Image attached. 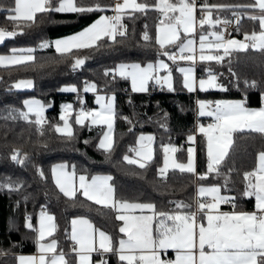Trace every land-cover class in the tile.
<instances>
[{
    "label": "trees",
    "instance_id": "1",
    "mask_svg": "<svg viewBox=\"0 0 264 264\" xmlns=\"http://www.w3.org/2000/svg\"><path fill=\"white\" fill-rule=\"evenodd\" d=\"M95 2L97 0H78L83 5ZM98 2L113 4V0ZM147 2L151 4L153 0ZM204 2L199 0V6ZM206 2L247 5L253 0ZM12 3L13 0H0V28L10 27L13 30L12 23L7 19L10 14L7 9ZM57 3L58 0H53V6ZM255 10L234 8L218 13L213 11L212 18L226 21L236 14L239 24L233 35L241 38L244 33L260 31L259 22L248 18V13ZM112 14V11L45 12L37 15L34 24L23 27L20 34L0 42V54L32 47L35 57L34 62L22 66H0V184L11 183L14 189L0 187V264H16L17 254L34 251L36 222L41 209L54 217L56 227L51 237L57 241L58 251L67 253L66 259L72 264H75V253L71 252L70 220L74 217L89 219L94 228L111 236L114 247H117L123 235L119 232L121 221L116 219L117 210L88 200L80 191L74 198L65 196L52 175L53 164L59 162L66 163L71 170L74 166L75 174L111 176L110 184L115 190V199L152 203L156 211L171 212L177 201L194 205L197 187L206 185L220 186L221 195L234 198L232 202L236 205L235 210H252L254 207L253 197L244 194L248 183L244 173L255 168L258 153L264 151V134L250 130L232 133L234 147L220 166V175L211 173L204 180L198 179L199 175L207 172L208 163L206 137L199 132V126L209 116H198L196 99L240 100L245 101L248 108H260L264 94V51L249 47L246 51L232 52L223 63L199 61L195 71L208 73L210 69L217 76V87L187 91L176 71V63L181 62L178 60L170 63L173 90L165 87L156 90V85L150 83L147 91L133 92L128 79L117 75L113 79L112 75L106 76L104 73L115 69L119 62L145 63L159 58L160 49L155 43L160 19L158 11L125 15L122 23L126 26L127 34L117 36L115 42L104 37L96 46L73 50L71 54L58 53L50 43L56 38L76 35L93 25L100 16ZM223 29V24L215 27L204 25L203 32H222ZM145 31L152 37L150 41L142 38ZM200 34L201 29L197 26L196 36ZM45 41L50 46L41 48L40 43ZM76 58L84 59L85 62L73 68ZM199 77L208 78V75ZM22 78L32 80L31 89L13 88V83ZM245 81H256L257 86L250 87ZM87 82L95 84L98 93L113 92L115 95L114 147L110 153L102 150L98 144L104 125L92 124L90 119L85 120L83 125L75 123L79 109L95 106L94 93L82 91ZM66 86H73L77 90L63 92L62 88ZM29 95L41 97L48 103L43 116L46 122L42 129L34 123L35 115L29 114L27 120L21 115L25 112L23 98ZM65 103L71 105L68 113V120L73 126L71 138L55 131L56 124L61 122V107ZM196 123L198 127L195 130ZM144 135L154 138L153 159L146 168L140 169L127 164L123 156L128 154L135 157V153L129 150L136 148L139 138ZM189 135L195 137L194 141L188 140ZM183 140L186 142L182 143ZM189 145L195 149V173H182L170 168L166 176L161 177L158 169L163 166L164 146L178 149L172 155L175 160H182L187 155ZM14 149L20 150L21 158L27 154L23 163L11 159ZM38 170H42L44 175L41 176ZM222 206L227 209L224 203ZM28 217H31L32 229L26 226ZM93 261L126 264L119 260L117 254L103 251L96 252Z\"/></svg>",
    "mask_w": 264,
    "mask_h": 264
},
{
    "label": "snow or ice",
    "instance_id": "2",
    "mask_svg": "<svg viewBox=\"0 0 264 264\" xmlns=\"http://www.w3.org/2000/svg\"><path fill=\"white\" fill-rule=\"evenodd\" d=\"M244 8L258 9V15H249L248 18L259 22L260 31L244 33V39H226L221 32H203L204 25L215 27L218 24H227L229 21L213 19V11L217 13L225 9ZM146 13L148 10H156L160 14L159 23L156 28L155 43L159 46L158 57H167L169 60L187 61L195 64L197 61L196 41L192 38L197 26L201 29L199 36V61H215L223 63L226 57H230L234 51H246L249 47L264 51V0H253L247 5H224L208 4L205 0L199 6L201 17L196 18L197 0H153L150 4L147 0H114L112 5H103L95 2L90 5L78 3V0H58L53 6V0H13L12 6L7 9L10 13L7 19L12 23L13 30L0 28V42L20 34L23 27L30 26L36 22L37 15L45 12H108L111 16L102 15L90 27L82 32L54 41L55 49L61 54H71L73 50L88 49L97 45L104 37L113 42L117 36L127 34L126 26L122 23L125 15L131 12ZM239 19L237 20V25ZM147 27V26H145ZM19 30V31H18ZM209 36L213 37L209 39ZM150 41L152 37L145 31L142 37ZM48 42L41 43L40 47H49ZM174 48L178 51H169ZM33 49H13L12 55L0 56V66H22L34 62ZM19 53V54H17ZM84 59L76 58L73 68L84 64ZM230 63V60H229ZM167 75H160L161 72ZM183 73L184 87L189 91L195 89L196 81L193 76V68H179ZM231 72V68H229ZM106 76L116 75L121 78L130 79L134 92L147 91L149 81H155L158 85H167L173 90L172 69L163 59L155 62H148L145 65L140 63H121L113 70H106ZM234 75V73H233ZM217 76L208 70V79L199 81L201 90L205 85L217 87ZM250 87H256V81H245ZM16 88H30L33 86L31 80H21L14 85ZM222 87V86H220ZM77 89L64 88L62 91H73ZM226 90V89H225ZM85 91H96V85L91 84L85 87ZM97 97V103L101 111L86 112L82 108L77 114L75 123L83 125L85 120L91 118L92 124L106 125L108 131L103 134L99 147L105 152L113 150L114 143L111 137L113 127V106L114 97ZM27 112H22L24 119L34 113V123L42 129L45 124L43 117L44 105L38 100L24 101ZM200 115H208L214 118V122L207 127L200 125L199 132L206 137L207 172L197 178L204 180L211 173L220 175V166L229 156L230 150L234 147L232 133L236 131L250 130L264 134V94H262V106L258 109L246 107L245 101H198ZM71 108V105L66 106ZM210 109V110H209ZM15 111V110H14ZM60 120L64 126H56L55 131L69 138L73 136L71 125L68 121V114H62ZM32 122V121H30ZM153 137L141 136L138 147L130 149L135 153V158L128 154L123 160L129 165H136L140 169L146 168L153 159L152 142ZM193 135L188 136L189 141H194ZM87 143V141H86ZM178 149L164 146L163 166L158 169L161 177L166 176L171 168L184 173H195V150L188 149L187 163L177 162L169 156ZM13 161L23 163L27 154L19 149H14L11 156ZM67 165H57L52 169L55 183L59 190L67 197L74 198L77 191H80L88 200L98 205L111 207L122 213L116 219L122 222L119 232L126 238L118 241V247H114L112 237L104 231L94 228L92 222L84 217L75 218L71 221V239L74 245L71 249L78 257V264H91L90 254L102 250L104 253L112 252L118 254V258L126 264H264V151H260L257 157L256 167L244 173L248 182L245 195L255 197V208L253 212L237 211L233 204L232 212L220 211V205L231 203L234 198L220 194V186H198L197 195L194 198L195 204H186L183 201L174 202L176 207L173 211H156L152 203H137L128 200L115 199V190L109 183L112 180L108 175L92 176L90 180L84 175L79 176L78 186L75 182V168L67 171ZM41 176L42 170H38ZM0 187L13 189V185L0 184ZM210 197L211 199H207ZM136 210L143 212L147 210L152 215H135ZM27 227L33 228L31 217L27 218ZM54 217L45 211L40 213V225L38 231L39 255L18 257L19 264H72L66 259L68 255L57 249V241L52 239L49 243H41L45 236L51 237L55 231ZM155 223V229L153 224ZM98 233V247H97ZM175 250V259L165 260L161 257V250ZM100 264H107L101 261Z\"/></svg>",
    "mask_w": 264,
    "mask_h": 264
},
{
    "label": "rangeland",
    "instance_id": "3",
    "mask_svg": "<svg viewBox=\"0 0 264 264\" xmlns=\"http://www.w3.org/2000/svg\"><path fill=\"white\" fill-rule=\"evenodd\" d=\"M258 14H259V12L256 13V15H258ZM221 33H222V32H221ZM195 36H196V32H195V33L193 34V36H191V37L194 38ZM199 36H200V35H199ZM69 37H70V36H69ZM66 38H68V37H60V38H56V40H58V39H66ZM209 38H213V37L209 36ZM228 38H229V37H228ZM234 39L243 41L244 36L242 37V39L239 38V37H237V36H235ZM56 40H55V41H56ZM42 43H43V42H42ZM48 43H49V42H48ZM50 43H51L52 46L54 45V44L52 43V41H51ZM40 45H41V43H40ZM53 47L55 48V46H53ZM29 48L32 49V47H25V48H18L17 50H19V49H29ZM197 50H198V49H197ZM12 54H13V53H6V54H0V56H10V55H12ZM17 54H19V53H17ZM157 59H158V58H157ZM157 59H155V60H153V61H148V62H155ZM159 59H163L166 63L169 64V67L171 68V64H170V63H172L171 60H169L167 57H159ZM148 62H145V63H140V62H119L117 65H119V64H121V63H125V64L140 63L141 65H145V64H147ZM117 65H116V66H117ZM175 67H176V71H177V72L180 74V76H181V80H182V85H183V87H184V84H183V79H184V77H183V73H181V72L179 71V68H189V67L193 68V76H194V78H195L196 85H195V89H194L193 91H191V92L196 91L197 88L200 89V87H199V81H200L201 79H203V80H207V79H208V78H204V77H199V78H197V76H196V71H195V70H196V69H195V66H194V64H192L191 62H187V61L177 62ZM115 68H116V67H115ZM160 75H167V73L162 71V72L160 73ZM117 76H119V75H117ZM21 80H31V79H29V78H22V79L17 80L16 82L13 83V88H14V89H17V90H23V89H31V88H32V87H30V88H23V87H21V88H16L14 85H15L17 82L21 81ZM128 80H129V86H130V89H131V91H133V90H132V85H131V80H130V79H128ZM31 81H32V80H31ZM150 83H153L154 85H157V84L155 83V81H149V82H148V85H147V89H148ZM172 84H173V86H174L173 73H172ZM163 87L168 88L167 85H163ZM184 88L187 89V90L189 91L188 88H186V87H184ZM207 88H209V86L206 84V85H205V89H207ZM63 92H70V91H63ZM94 92H96V91H94ZM94 92H93V93H94ZM133 92H134V91H133ZM96 93H98V92H96ZM98 94H99V93H98ZM103 97L106 98V100L103 101V103H106V102H107V98H112V97H114V100L112 101V106H113V113L115 114V95H114V93H113V92H110V93H104V94H103ZM26 100H38V101H40V102L44 105V112H43V116H44V113H45V111H46V109H47V107H48V103H46L41 97H38V96H34V95L26 96V97L23 98V109H24L25 112L28 111L27 107H26L25 104H24V101H26ZM207 100H208V99H205V98H198V99H196V110H197V114H198V116H207V117H208V115H200V108H199V104H198V101H206V102H207ZM220 100H221V101H229V100H226V99H220ZM96 101H97V96H96ZM68 105H70V104L65 103V104L62 105V107H61L60 117H61L62 114H68V113L71 111V108H67V109H66V106H68ZM97 107H98V111H101V106H100V104H98ZM93 109H94V108H93ZM80 110H81V109L78 110L77 114H79ZM31 114H32V115H35L34 113H31ZM77 114H76V116H77ZM75 119H76V117H75ZM89 119L91 120V118H89ZM68 121H69V120H68ZM69 124L71 125V128H72V130H73V126H72V123H71L70 121H69ZM113 124H114V115H113ZM56 126L63 127V126H64L63 121L57 123ZM56 126H55V127H56ZM107 131H108L107 126L104 125V129H103V131H102V133L100 134L99 139H98V144H99L100 140L103 138V134H104L105 132H107ZM111 137H112V140H113V127H112ZM137 147H138V146H137ZM190 147L194 148L193 145H189V147L187 148V155H186V157H185L184 159H182V160H181V159L178 160V161L176 160L177 162L187 163L188 149H189ZM194 150H195V149H194ZM194 155H195V154H194ZM134 156H135V154H134ZM169 156H170L171 158H174L173 155H172V153H169ZM133 158H135V157H133ZM174 159H175V158H174ZM61 164L66 165V163H62V162L55 163V164H53L52 169H53L55 166H57V165H61ZM66 170L69 171V172L72 171V170L69 169V168H67ZM52 174H53V173H52ZM75 175L78 176L77 174H75ZM53 178H54V176H53ZM54 180H55V178H54ZM76 184H77V183H76ZM47 214H49V213H47ZM49 215H51V214H49ZM39 216H40V214L38 215V220H40V217H39ZM53 222H54V221H53ZM38 229H39V227H38ZM46 237H48V236H45L44 241H41V243H49V242H51L52 239H54V238H52V237H51V238L49 237V238H48L49 241H47V240H46ZM36 238L38 239V231H37V237H36ZM125 238H126V237H125ZM22 256H24V257H30V255H22ZM16 258H17V257H16ZM90 259H91V264H93V263H92L91 254H90ZM16 264H19V260H17V259H16ZM75 264H78V257H77V256H76ZM94 264H100V261H95Z\"/></svg>",
    "mask_w": 264,
    "mask_h": 264
},
{
    "label": "crops",
    "instance_id": "4",
    "mask_svg": "<svg viewBox=\"0 0 264 264\" xmlns=\"http://www.w3.org/2000/svg\"><path fill=\"white\" fill-rule=\"evenodd\" d=\"M138 2V1H137ZM259 12V10L257 9V10H255V11H251V12H249L248 14L249 15H256V13H258ZM114 14V13H113ZM112 14V15H113ZM222 33L224 34V36H225V38L226 39H229V38H231V39H234V35H233V33L232 34H229L228 32H226L224 29H223V31H222ZM71 36H73V35H71ZM70 36V37H71ZM65 37H69V36H65ZM229 37V38H228ZM188 38H192V37H188ZM192 39H194L195 41H196V48L197 49H199V36H195L194 38H192ZM209 39H212V38H209ZM241 39H242V37H241ZM56 39H54V40H52V43L54 44V41H55ZM54 46V45H53ZM87 85H91V84H93V83H91V82H87L86 83ZM86 84L84 85V87H83V92L85 91V87H86ZM158 85V84H157ZM158 86H160L161 88L163 87V86H161V85H158ZM73 86H66V87H63L62 89H64V88H72ZM187 90V89H186ZM188 91V90H187ZM85 92H89V93H93L94 91H85ZM103 94L104 93H96V92H94V99H93V102H94V104H95V106L93 107V106H91V109H90V112H96V111H98V103H97V101H96V96L98 97V96H103ZM219 101H221V100H219ZM229 101H240V100H229ZM94 108V109H93ZM258 109V108H257ZM213 118V117H212ZM209 124H211L210 122H208V121H206V122H204L202 125L203 126H205V127H207V125H209ZM144 137H148L147 135H144ZM136 148H137V146H136ZM195 154V153H194ZM257 157H258V155H257ZM257 157H256V163H255V167H256V165H257ZM178 161V160H177ZM195 167H196V163H195ZM53 175V174H52ZM78 176H76L75 175V182L77 183V186H78V183H79V176L80 175H84L86 178H88V180H90L91 179V177L92 176H97V175H101V174H94V175H92V176H90V177H88V176H86L85 174H77ZM54 179V178H53ZM109 183H110V181H109ZM204 187H210V185H206V186H204ZM208 199H211L210 197H208ZM253 203H254V207H253V209L252 210H237V211H246V212H253V211H255L256 210V208H255V204H256V201H255V197L253 196ZM234 209H225L223 206H222V204L220 205V211H222V212H232ZM119 214H122V213H120V212H118L117 211V215H119ZM133 214H135V215H152V213L151 212H149V211H147V210H144L143 212H141V211H139V210H136ZM40 217V216H39ZM75 218H79V217H74V218H72L71 220H70V239H71V221L73 220V219H75ZM85 218V217H84ZM39 225H40V220H38V218H37V222H36V232H37V230H38V227H39ZM122 226V222H121V225H120V227ZM155 223L153 224V228L155 229ZM49 237H46V240L47 241H49V239H48ZM51 238V237H50ZM121 238H125L124 237V235H122V237ZM120 238V239H121ZM98 239H99V237H98V233H97V247H98ZM119 239V240H120ZM71 241H72V247H73V245H74V241L71 239ZM117 247H118V245H117ZM100 251H102V250H100ZM98 252V251H97ZM96 252H93V253H91V258H92V263L94 264L95 262L93 261V255L95 254ZM22 255H30V256H38L39 255V244H38V239L36 238V244H35V249H34V251L33 252H29V253H21V254H17V260H18V257H20V256H22ZM175 255H176V253H175V250H173V249H168V250H166V251H163V250H161V257H162V259H165V257H166V259H170V260H172V259H175ZM117 257H118V254H117ZM165 259V260H166ZM75 260H76V254H75Z\"/></svg>",
    "mask_w": 264,
    "mask_h": 264
},
{
    "label": "built area",
    "instance_id": "5",
    "mask_svg": "<svg viewBox=\"0 0 264 264\" xmlns=\"http://www.w3.org/2000/svg\"><path fill=\"white\" fill-rule=\"evenodd\" d=\"M113 3H114V0H113ZM200 17H201V12L199 11V0H197V12H196V18H197V20H199ZM237 20H238V16L236 14H233L228 20H226V21H229L230 23H227L226 25L223 24L224 30L226 32H228L229 34H232L235 30H237ZM1 28H6L9 31L12 30V28H10V27H1ZM198 62H199V58H198V50H197V61L194 64L195 69L197 67ZM207 75H208L207 72H196V76H207ZM155 88H156V90H160L161 89V87L158 86V85H156ZM217 101H219V99H217V98H210V99L207 100V102H212V103L217 102ZM83 109L86 112H89L90 111V107L89 106H85V107H83ZM207 121L210 122V123H213L214 122V118H212L211 116H209L207 118ZM197 127H198V123H196L195 126H194L195 130H196ZM185 142H186L185 140L182 141V143H185ZM132 148L135 149V147H132ZM232 205H233V202H231V203H224V206L227 209H231L232 208ZM42 210L44 211V209H41L39 211V213H41ZM165 259H166V257H165ZM166 260H170V259H166Z\"/></svg>",
    "mask_w": 264,
    "mask_h": 264
}]
</instances>
